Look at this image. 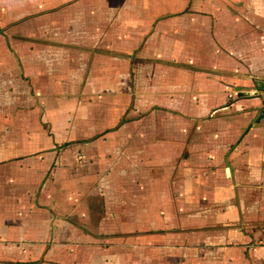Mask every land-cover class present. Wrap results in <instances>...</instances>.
Segmentation results:
<instances>
[{"label":"crops","instance_id":"crops-1","mask_svg":"<svg viewBox=\"0 0 264 264\" xmlns=\"http://www.w3.org/2000/svg\"><path fill=\"white\" fill-rule=\"evenodd\" d=\"M0 39V264H264V0H0ZM141 60L190 151L111 116Z\"/></svg>","mask_w":264,"mask_h":264},{"label":"rangeland","instance_id":"rangeland-1","mask_svg":"<svg viewBox=\"0 0 264 264\" xmlns=\"http://www.w3.org/2000/svg\"><path fill=\"white\" fill-rule=\"evenodd\" d=\"M21 18V17H20ZM1 23L5 24L7 23L6 18L2 17L1 18ZM23 23V21L21 22ZM4 40L0 39V42L4 44ZM133 76L134 74H139V76H143L144 78L138 79V80H133L132 85H133V92L132 95L130 96H115V108L114 112L111 113L110 115L116 119L118 116V109L120 108H128L126 110L127 112L125 113L124 119L130 120V135L131 136H138L140 135V132L142 133L143 131L146 132L147 135V143H146V150H150V147L154 145V141H180L181 143L179 144H174V147L176 151L179 152H188L190 151V127L189 125H185L183 122H178L180 120H183L184 118L186 119L187 112H177V111H172L169 108H163L161 105L165 102L160 101V97L163 96H157L159 95L158 92H155L153 89L154 84L156 83L155 77L159 74L157 72V69L155 68V65H151L146 63L144 60H141L140 62H134L133 63ZM138 71V73H137ZM168 82V81H167ZM156 94V95H155ZM62 98L69 99L70 101L73 99L79 100L81 98H84L83 96H75V95H70L66 94ZM159 98V99H158ZM88 104V110H84L82 113L83 118L89 117L92 113V99H88L87 101ZM74 106L71 107V109L67 110V113H62L60 115L61 118V126L59 128L53 127L52 123L46 124L47 129H48V135L51 137V139H59L62 136V133H66L67 135L68 132H71L74 129V123L76 120L77 114H81L80 112H76L73 108ZM143 136V134H141ZM139 144L136 143V141H132L129 143L127 146L129 149L132 150H138ZM117 147H122L121 144H117ZM140 147L144 148V145H140ZM51 151H57V152H72L74 149H71L70 146L67 147H62L59 148L58 146ZM56 160L53 163L52 168H56ZM53 173V172H52ZM70 231H75L74 228ZM73 234V233H72ZM71 234V235H72ZM66 241V246H72L76 247V244L78 241L72 235L71 237L69 236V239L63 240ZM59 244V240L56 242L53 241V244ZM58 247V246H57ZM69 249V251L67 250ZM58 252H71L73 253L72 248H58Z\"/></svg>","mask_w":264,"mask_h":264},{"label":"water","instance_id":"water-1","mask_svg":"<svg viewBox=\"0 0 264 264\" xmlns=\"http://www.w3.org/2000/svg\"><path fill=\"white\" fill-rule=\"evenodd\" d=\"M240 97L242 98H251L253 97V95H240ZM264 118V110H263V113L260 114V119Z\"/></svg>","mask_w":264,"mask_h":264},{"label":"trees","instance_id":"trees-1","mask_svg":"<svg viewBox=\"0 0 264 264\" xmlns=\"http://www.w3.org/2000/svg\"><path fill=\"white\" fill-rule=\"evenodd\" d=\"M257 83H258V81H257Z\"/></svg>","mask_w":264,"mask_h":264}]
</instances>
